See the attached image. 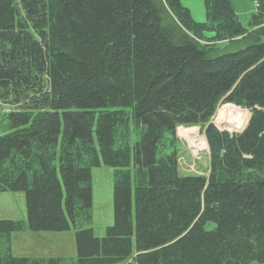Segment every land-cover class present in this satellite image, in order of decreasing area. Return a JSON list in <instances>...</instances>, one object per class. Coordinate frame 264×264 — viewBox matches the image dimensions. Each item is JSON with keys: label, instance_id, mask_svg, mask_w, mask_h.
Returning a JSON list of instances; mask_svg holds the SVG:
<instances>
[{"label": "trees", "instance_id": "16d2710c", "mask_svg": "<svg viewBox=\"0 0 264 264\" xmlns=\"http://www.w3.org/2000/svg\"><path fill=\"white\" fill-rule=\"evenodd\" d=\"M249 1L245 27L230 0H203V23L179 0H0V194L23 192L27 229L73 230L76 251L15 257L25 225L1 220L0 264H264V0ZM224 104L249 112L240 133L212 124ZM184 127L205 139L206 176L179 174Z\"/></svg>", "mask_w": 264, "mask_h": 264}, {"label": "rangeland", "instance_id": "374dc122", "mask_svg": "<svg viewBox=\"0 0 264 264\" xmlns=\"http://www.w3.org/2000/svg\"><path fill=\"white\" fill-rule=\"evenodd\" d=\"M238 16L240 23L246 27L249 15L255 11L254 5L249 0H230ZM181 6L188 9L191 18L198 23L205 21V10L203 0H179ZM223 53L236 52L244 47L242 43H221L217 45ZM225 105V104H224ZM223 106V105H221ZM221 106L219 108H221ZM232 106V105H231ZM241 113L244 125L234 132L224 130L215 123L216 115L212 119V124L219 130L229 133H236L244 130L250 114L247 110L233 106ZM218 108V109H219ZM8 105L0 104V110L8 111ZM217 109V111H218ZM216 111V113H217ZM215 113V114H216ZM195 129V136L203 137L198 127H188ZM177 130L178 143V171L180 175H204L208 169V150H197L191 147L187 138L180 135ZM91 191H92V218L88 228L96 237H103L106 228L113 224V175L112 169L100 166L91 169ZM11 220L21 221L25 225L22 232L11 234V251L15 257L28 258H63L75 260V237L74 231L65 232H32L26 227L25 197L23 192H3L0 194V221Z\"/></svg>", "mask_w": 264, "mask_h": 264}, {"label": "bare ground", "instance_id": "6f19581e", "mask_svg": "<svg viewBox=\"0 0 264 264\" xmlns=\"http://www.w3.org/2000/svg\"><path fill=\"white\" fill-rule=\"evenodd\" d=\"M215 115H216L215 123L217 124V126L223 128L224 130L227 129L228 131L231 132H234L237 129L241 128L245 123V121L242 120L241 118L242 115L238 111V109L234 108L233 105L231 106L230 104L221 106V108L218 109ZM180 135L188 139L191 147L197 148V150H200V148H202L203 150H207V145L204 138L203 137L196 138L194 128L184 129L180 132Z\"/></svg>", "mask_w": 264, "mask_h": 264}, {"label": "water", "instance_id": "95a60500", "mask_svg": "<svg viewBox=\"0 0 264 264\" xmlns=\"http://www.w3.org/2000/svg\"><path fill=\"white\" fill-rule=\"evenodd\" d=\"M247 125V124H246Z\"/></svg>", "mask_w": 264, "mask_h": 264}]
</instances>
